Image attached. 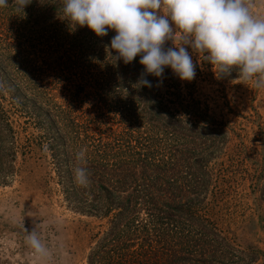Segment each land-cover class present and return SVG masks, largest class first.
Instances as JSON below:
<instances>
[{"label": "trees", "instance_id": "obj_1", "mask_svg": "<svg viewBox=\"0 0 264 264\" xmlns=\"http://www.w3.org/2000/svg\"><path fill=\"white\" fill-rule=\"evenodd\" d=\"M15 7H0V186L19 158L47 163L68 208L101 223L87 264L257 263L264 251L232 231L230 196L237 188L246 230L264 231L259 115L255 138L237 133V158L222 161L236 130L201 93L197 60L191 82L169 67L162 84L148 75L152 88L133 87L144 68L115 60L114 31L70 23L63 0ZM82 148L87 187L74 179Z\"/></svg>", "mask_w": 264, "mask_h": 264}, {"label": "clouds", "instance_id": "obj_2", "mask_svg": "<svg viewBox=\"0 0 264 264\" xmlns=\"http://www.w3.org/2000/svg\"><path fill=\"white\" fill-rule=\"evenodd\" d=\"M31 3L13 0L15 10L24 14ZM7 6L8 0H0V7ZM63 12L70 23L86 26L97 37L114 31L110 49L116 61L127 65L140 57L144 71L133 87L152 88L148 75L162 84L169 67L181 81L191 82L196 76L193 54H203L220 74L235 70L239 80L264 90V0H63ZM86 152L77 153L80 166L74 169L83 187L91 183ZM26 243L41 264L52 260L54 249L41 231L29 232Z\"/></svg>", "mask_w": 264, "mask_h": 264}, {"label": "rangeland", "instance_id": "obj_3", "mask_svg": "<svg viewBox=\"0 0 264 264\" xmlns=\"http://www.w3.org/2000/svg\"><path fill=\"white\" fill-rule=\"evenodd\" d=\"M196 60L203 71L196 72L200 75L197 77L201 93L211 100L212 107L219 105L224 110L236 130L222 158L227 162L237 158V146L241 142L237 133L248 140L257 135L251 115H259L256 119L264 129V90L255 88L252 82L239 80L235 71L230 76L220 74L203 54H193L195 64ZM261 147L264 153V142ZM18 163L17 175L7 185L0 186V264H41L26 243L33 229L41 231L54 249L53 258L47 264H87L101 223L68 208L50 179L47 163L35 159L24 163L20 158ZM230 197L236 208L232 231L237 232V243L245 248L258 246L264 251V231L246 230L249 215H237V188ZM255 264H264V255Z\"/></svg>", "mask_w": 264, "mask_h": 264}]
</instances>
